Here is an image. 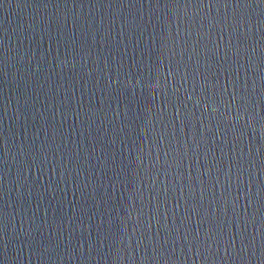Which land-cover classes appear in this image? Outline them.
Wrapping results in <instances>:
<instances>
[{
    "label": "water",
    "instance_id": "1",
    "mask_svg": "<svg viewBox=\"0 0 264 264\" xmlns=\"http://www.w3.org/2000/svg\"><path fill=\"white\" fill-rule=\"evenodd\" d=\"M0 264H264V0H0Z\"/></svg>",
    "mask_w": 264,
    "mask_h": 264
}]
</instances>
